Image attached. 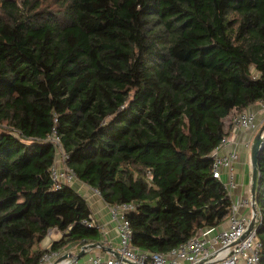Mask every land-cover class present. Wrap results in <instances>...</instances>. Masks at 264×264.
I'll return each instance as SVG.
<instances>
[{
	"label": "trees",
	"instance_id": "1",
	"mask_svg": "<svg viewBox=\"0 0 264 264\" xmlns=\"http://www.w3.org/2000/svg\"><path fill=\"white\" fill-rule=\"evenodd\" d=\"M57 3L0 8V264L100 240L84 196L51 180L54 133L78 180L136 204L138 249L167 254L224 225L233 200L211 153L232 112L264 101V0ZM258 163L264 264V149Z\"/></svg>",
	"mask_w": 264,
	"mask_h": 264
},
{
	"label": "built area",
	"instance_id": "2",
	"mask_svg": "<svg viewBox=\"0 0 264 264\" xmlns=\"http://www.w3.org/2000/svg\"><path fill=\"white\" fill-rule=\"evenodd\" d=\"M258 106L264 114V101L258 102ZM230 117L233 128L241 132L253 134L264 127V120L261 127L262 122L258 121L256 113L252 111H235ZM50 141L58 148V156L50 172L55 189L74 186L78 178L66 164L67 154L60 138L54 133ZM229 143V136H225L211 153V159L213 176L225 185L232 197V192L237 187L235 166L240 159L239 147L243 146L251 150L252 144L245 142L242 145L236 144L234 149H228ZM223 173L228 176L226 181L223 180ZM94 190L101 196L100 191ZM253 204L251 196L239 197L233 201L230 217L225 225L200 229L188 242L167 254L145 252L133 245L132 228L127 215L136 210V204L123 203L110 206L119 235L118 247L112 248L121 255V258H117L114 254L108 258L97 255L83 264H261L262 243L258 239L261 213L259 211L254 213ZM242 208H251V212L248 215H241ZM252 221L255 222V226L249 230ZM85 223L89 227L100 229L93 215L90 216V221ZM51 234L52 230L48 234V239ZM65 255L64 251L48 252L39 264H79L76 257L70 256L64 259Z\"/></svg>",
	"mask_w": 264,
	"mask_h": 264
},
{
	"label": "crops",
	"instance_id": "3",
	"mask_svg": "<svg viewBox=\"0 0 264 264\" xmlns=\"http://www.w3.org/2000/svg\"><path fill=\"white\" fill-rule=\"evenodd\" d=\"M247 110L255 112L258 117V121L261 122L264 120V114L261 112L258 106V103L251 106ZM227 132H229L228 136L230 139L228 149H234L236 147V144L242 145V143H245V142H251L252 144L253 140L255 139L257 135L256 134L252 140H249L248 134H246L245 132L238 131L234 129L233 127L231 130ZM239 149H240V159L235 166L236 177H237V187L236 189L233 190L232 197H231L233 201L238 199L239 197L251 196V182H252L251 150L246 149L243 146H240ZM227 178H228L227 174L223 173V180L226 181ZM73 187L77 189L87 200L91 208L92 215L100 227L101 235H100L99 241L105 244L104 248H96V249H92L88 251L86 255H84L81 259H79V264H83L97 255L102 256L104 258L110 257L112 253H110L107 249L112 248V247H118L119 245V235L117 231V223L112 218L110 206L104 201V199L100 195L96 194L93 188L89 187L88 185L81 182L80 180H77ZM250 212H251V208H242L240 211V214L248 215ZM225 224L226 223H224V225ZM53 233L60 235V238L62 237V233L59 232L57 229L52 230V234ZM50 240H51L50 241L51 243L54 241L51 238ZM83 246L84 245H80L78 243L72 244V246L64 250V253L66 255L71 254L73 256H76L81 252Z\"/></svg>",
	"mask_w": 264,
	"mask_h": 264
},
{
	"label": "water",
	"instance_id": "4",
	"mask_svg": "<svg viewBox=\"0 0 264 264\" xmlns=\"http://www.w3.org/2000/svg\"><path fill=\"white\" fill-rule=\"evenodd\" d=\"M263 131L264 127L259 131V133L256 135L255 139L253 140L252 147H251V165H252V182H251V197L253 201V211L254 213L258 212V201H257V196H258V184H259V179H260V174H259V154L262 149H264V137H263ZM255 226V222L252 221L249 230H252ZM261 227V226H260ZM105 244L103 242H95V243H89L83 246L81 252L76 255H65L63 258H67L70 256L76 257L77 260L81 259L86 253L92 249L96 248H104ZM110 253L114 254L117 258H121V255L115 251L113 248H108L107 249Z\"/></svg>",
	"mask_w": 264,
	"mask_h": 264
},
{
	"label": "rangeland",
	"instance_id": "5",
	"mask_svg": "<svg viewBox=\"0 0 264 264\" xmlns=\"http://www.w3.org/2000/svg\"><path fill=\"white\" fill-rule=\"evenodd\" d=\"M2 1L0 0V8L2 5ZM16 1L18 4V7L20 8L22 15H27V14H33L36 12H46L48 13L47 15H50L49 12H53V11H58L60 10V6L57 3V0H13ZM3 14V13H2ZM1 11H0V17H2ZM235 114V112H232V115ZM261 127L263 125V121H261ZM225 127L226 130L229 131L232 129L233 125L231 122V117L229 116V118L225 121ZM259 132L250 134V133H246L249 135V140H252L253 137L258 134ZM62 150V149H61ZM61 164V163H60ZM56 230V229H54ZM49 237V235L47 236V238L44 240V242L41 243V248L42 249H47L48 247H50L51 245V240H47ZM52 240L54 241H58L60 238V235H57L56 233H53L50 237ZM61 239V238H60Z\"/></svg>",
	"mask_w": 264,
	"mask_h": 264
}]
</instances>
